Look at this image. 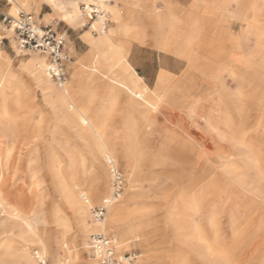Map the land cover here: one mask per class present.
I'll use <instances>...</instances> for the list:
<instances>
[{
  "label": "rangeland",
  "instance_id": "rangeland-1",
  "mask_svg": "<svg viewBox=\"0 0 264 264\" xmlns=\"http://www.w3.org/2000/svg\"><path fill=\"white\" fill-rule=\"evenodd\" d=\"M12 1V7L8 10L7 7L9 5H6V0H2L0 2V9L10 14H14V10L17 8L19 10L22 9L23 11L32 13L36 20L42 25L50 24L58 32H64L65 50L69 56V59L65 63L67 72L66 82L71 81L73 62H78L82 57H85L90 48L89 43L84 40L82 33L88 30L93 37L99 35L93 34L89 28L82 24L86 20L85 17L81 15L78 6L82 0H75L77 2L78 11L72 14V18L75 20L72 25L68 24L67 21H60L59 18L56 21V11L47 0H37L38 6L34 3V0H29V4L27 0ZM65 1L67 0H64V9L70 8L67 7ZM103 2V6L110 13L107 30L116 26L113 22V14L111 11L118 9L121 14L120 20H125L128 25H137L138 33L144 35L143 42H141L127 37L123 31L120 32V39L130 43L131 47L136 43L156 46L154 40L158 38L160 34L163 35L166 31L172 30V28L176 30V28L182 26L185 31L183 35H185L188 32L185 28L196 25L195 27L199 29V32L195 39L197 43L194 45V52L197 58L203 61L202 63L205 62L200 66L198 65V68L192 69L193 81L190 83L191 85L186 83L187 85L189 84V86L185 88L184 92L178 91L180 83H185L181 81L183 71H181L179 75L173 76L171 79V82L174 80L176 87L174 85L173 89L170 90L166 88L168 84L159 89V91H166V101L168 103L166 106H168V108H160L156 111L155 115H152L154 124L150 131L146 132L144 128H140V133L143 134L141 140L149 155L161 156L167 153L176 159V161H173L172 164L169 165L160 162L157 166L152 167L144 163V167L142 168L143 175L140 176L138 182V188L141 190L140 196L134 201L129 202L123 214L124 217L127 215L128 211L134 210L140 205H144L149 209L150 212L140 219H132L129 222L127 221L128 223H123L124 226H129L133 222H142L144 226L140 233H138V237L143 239H139L141 241H130V239H126L127 244L118 249V252L120 254L128 252L132 255L133 262L131 264L136 263L137 257L141 253L149 254L151 256L149 260L151 261H159L161 264H170L171 262L172 264L181 252L186 253L189 259L198 261L194 262V264H200L194 254L183 246L182 241H180L178 237L179 235H177L178 232L174 229L176 226L168 221L166 223V216L167 212L174 206H176V213L182 212L179 205L181 183H184V185L188 183L195 185V180L201 177L203 170L209 168L208 165L210 164H213L215 167L214 170L216 169L215 176H219L217 177L220 179V185L224 184L223 181L225 180V185L227 186L225 188V186L222 185L223 191L221 195L223 197L221 198H227L228 202L231 200V202L227 203L225 206L216 208L215 213L213 211L214 214L211 213L215 222L221 227L222 235L219 240L230 245L232 242L238 240L245 241L244 233L249 232L251 229L262 232V228H264V220L262 219L264 218V210L257 208V210L252 211L250 206V202L259 204L261 201L258 197L255 198L254 193L248 194L242 191L241 187L230 181L228 175L217 167V163H213V161H217L215 148L216 146H220L222 151H225L229 156L227 161L232 159L235 162L234 165L238 167L235 174L237 171V173L241 174V170H244V162L240 159L242 158V156L240 157V151H244L245 148H239V143L227 137L220 138L219 141L215 143L213 140L215 134L213 135L211 132L204 136L194 128L203 129L204 121L200 116L206 114L205 112L209 106L211 107L210 111L212 113L215 115L218 114L216 105V102L220 99V94L217 93L218 90L226 89L230 92L236 91V80L229 76V73L226 71L217 68L227 63V56L234 53L233 36L237 35V39H239L242 35L241 39H239V41L237 40L238 45L239 43L242 44L239 50L240 57L246 60L247 50L249 49V51L252 50L254 57L253 68L257 71V66L261 64L260 58L255 53L256 38L251 33L248 34L247 32L251 29L249 25L252 21H264V0H226L225 2L221 0H203V2L197 1L195 4L192 3L191 0H103ZM184 24L185 27L183 26ZM0 37V49L4 52V56L9 57L11 61L8 71L18 74V76L22 78L21 81L24 84L23 92L19 93L20 99L22 98V103L17 105L11 103L8 106L10 112L12 111V113L16 114L19 118L17 127L14 129V135L13 132L10 131L8 132L10 136L8 135L7 138V144L10 146L13 143L15 146L11 160L14 169L11 171V180L8 183V188L11 194L21 193L26 206L31 205L33 211L30 215L38 221V227L46 232L45 235H47L49 241V249L44 257L45 263L56 264L55 258L57 256L66 255V249L61 247L62 244H60V241L57 242L56 238H71L77 230L73 209L70 207L68 201H66L57 180H64L66 176L70 175L65 169L69 157L72 155L76 160H78V158H85L84 165L81 167L80 171L78 169L80 173L78 172L76 180L86 181L90 174L89 172L92 171L93 162L87 141H94L92 137H95V134L88 128V125L83 126L81 129L83 131H81L82 133H77L76 130H73L77 129V125H75L77 122L75 123V121H72L74 119L63 121L61 117L58 116V108H53L55 105L52 106L49 101H45L41 91L36 88L31 78L28 77L27 74L22 73L20 59L39 52L22 51L21 56H16L15 48L12 44L14 40L13 42L11 40L13 39L12 34L1 24ZM250 45H252V48L249 47ZM167 53L174 54L181 59L182 65L188 64L176 53ZM209 56L216 59V63L210 65V67H214L209 68V72L214 71L216 73L217 71V73H219L218 78L211 77L210 79H206L200 73L202 71H207L206 61ZM242 59L238 62H233L234 65L232 64L235 66L236 72L240 75L245 71L243 68L246 66L244 62H241L243 61ZM46 60L48 61L47 57ZM84 61L87 64H91L92 62L90 59H88V61L84 59ZM239 65L241 70L238 68ZM83 76L84 78H93L94 82L89 90H86L84 86H74V97L76 95L80 97H75L76 102L77 104L81 103L79 105L80 109L84 111L85 114H88L87 116L92 122L94 121V124H96L101 117L105 119V134H108L113 141H116L115 147H117V150H120L125 140L122 137L124 133L121 127L125 118L127 102L125 84L121 80L122 78H126L127 74L123 72L120 67L114 70L112 76L104 73L101 68H95V70L87 68ZM242 76H239L242 80L250 79L248 73ZM253 79L251 80L253 81ZM54 85L57 87L55 82ZM111 88H114L117 92L116 103H110L106 100L107 93ZM86 93H90L92 96L86 97L84 95ZM250 94L251 98L249 100L255 102L256 106L254 107V111L252 110V116L249 117L247 124L244 126V130H246L249 135H247V142H250L255 148L261 149L264 154V135L258 130L259 125H257V117L260 114L259 110L262 108V105H264V99L261 97H264V95L259 89H255V91L251 90ZM12 96L13 94L9 93L7 99H12ZM210 96L213 98L211 102L207 100ZM196 100L202 102L191 112L192 102ZM225 100L228 101L227 98ZM260 100H263V102ZM256 101H258L257 104ZM67 104L68 101L64 107L65 112L69 111ZM230 109H232V106ZM165 111L172 114L170 115L172 117L171 120H165ZM198 111L200 112L198 113ZM73 112L77 111L74 109ZM178 114L182 116L181 120L177 119ZM235 120V127L238 128V116H235ZM190 128L192 129V135L189 134V131H191ZM99 130L100 129L97 131ZM165 133L168 135L170 134L171 137L173 136L172 138L175 140L166 142L164 145L161 144L163 140L162 136ZM220 134H222V132ZM116 136H118V138L113 139ZM207 152L210 153L211 158L209 159L206 157ZM123 166L124 162L122 160L119 161L117 168L124 177L122 187L124 190L126 177ZM56 169H59L60 173H57V171H55ZM149 172L155 175V179H148L151 175ZM170 172L175 175L178 173L174 180L167 177V173ZM246 172L247 176L253 178L256 185H258V189L260 190L258 194L264 196V179L261 178V176L259 177L254 169H249V171ZM30 188L34 190L33 193H31ZM109 193L110 190L100 195L99 199H96L92 205L99 204L101 198ZM246 195L248 198L252 197V199L256 201L251 200L249 202V200L246 199ZM231 205L236 208L237 214H242L241 216L238 215V222L235 224V231L238 235H234L233 230L228 229L230 224L229 216ZM247 211H249L248 215L246 214ZM192 212L189 214L190 230L198 224L203 226L204 233L209 234L207 229L210 227V224L207 220L212 218L211 214L207 213L206 210L202 208ZM243 214H246L245 219L248 222L243 221ZM4 216L1 215L0 211V220H2ZM86 220L92 223L90 216L87 217ZM111 231L112 230H109V232L105 233L116 239V243H118L120 239ZM90 234L92 233H88L86 237V243H88ZM2 236L0 240V264H23L22 258L19 256V252H17L18 248L21 246L20 243L14 240L8 244L9 239L7 235ZM140 243L142 245H140ZM9 245L12 246L11 249H9ZM78 247L79 253L83 259L86 260L90 257L91 254H89L90 252H88L89 250L87 248L84 246L80 247V245ZM32 251L33 253L35 251L41 253L40 247L37 245L31 246L30 252L32 253ZM263 255L262 252L257 254V258L255 257L252 259L250 264H262L264 259ZM13 257L14 260L12 259ZM17 258H20L18 259L19 261H17L18 263L15 262ZM238 258H240L241 264H246L245 254L238 256Z\"/></svg>",
  "mask_w": 264,
  "mask_h": 264
},
{
  "label": "bare ground",
  "instance_id": "bare-ground-1",
  "mask_svg": "<svg viewBox=\"0 0 264 264\" xmlns=\"http://www.w3.org/2000/svg\"><path fill=\"white\" fill-rule=\"evenodd\" d=\"M47 1L56 11V21L59 18L60 21H67L68 24L72 25L74 23L75 20L72 18V14L77 13L78 11L77 2L75 0L65 1L67 7H70L66 9H64V0ZM96 1L104 5L103 0ZM197 1L203 2V0H191L194 4ZM221 1L225 2L226 0ZM11 2L12 0H10V4ZM16 10H18V8ZM16 10H14V12ZM111 12L113 14V22L116 24L115 27L109 28L104 33H100L97 37H93L88 30L82 33L84 40L90 45L88 54L85 57H82L78 62H73L71 81L66 82L63 87H55L54 81L47 75L46 66L48 62L46 60V56L34 53L20 59L22 73L27 74L28 77L31 78V81H33L36 88L41 91L45 101H49L52 106L55 105L53 108H58V116H60L63 121H70L71 119H74L72 121H75V123L77 122L75 124L77 125V129L73 130H76L77 133H82L83 131L81 129L83 126L88 125V128L93 132V134H95V137H92L94 141L90 142L89 140H86L93 159L91 168L92 171L89 172L90 174L88 175L86 181L76 180L78 172L84 165L85 158H78V160H76L72 155H70L65 169V171H68L70 175L68 174L69 176H66L64 180H57L66 201H68L70 207L73 209L77 230L71 238H56L57 242L60 241V244H62L61 247L66 249L65 256H57L55 258L56 264H97L95 258L91 255L85 260L79 253V245L80 247L84 246L89 250V244L86 243L88 233H95L98 231L109 232V230H112L115 233V236H118L120 239L118 242V249L127 244L126 239H130V241L141 239L138 237V233H140L143 229L144 224L142 222H133L129 226H124L123 223L127 221L129 222L132 219H140L150 212L149 209L144 205H140L134 210L128 211L127 215L124 217L123 214L125 208L128 207L129 202L134 201L140 196L141 190L138 188V182L140 180V176L143 175L142 168L144 167V163H147L148 166L152 167L157 166L160 162L165 165H169L172 164L173 161H176V159L167 153H164L161 156H154L153 154L149 155L147 149L143 146L144 143L141 140L143 134L140 133V128H144L146 132L151 130V127L154 124L152 115H155L156 111L160 108H168V106H166L168 104L166 101L167 95L166 91H159L157 89L152 90L147 87L143 78H141V76L134 71L127 60V55L131 47L130 43L125 42L119 37V33L123 31L127 37L143 42L144 35L138 33L137 25H128L125 20L121 21V14L118 9H114ZM183 26L185 27V24ZM195 26L185 28V30L188 31L185 35H183L185 31L182 26L180 28H176L178 31L172 28V30L166 31L163 35L160 34L155 40L157 47L161 50L176 53L180 58L184 59L188 63L186 69L183 71L181 79V81L185 83H181L178 89L179 92H184L185 88L192 83V69L198 68V65L200 66L205 63H202L203 61L199 60L194 52V45L197 43L195 39L199 32V29ZM249 26L251 29L248 30L247 33H251L256 38L255 53L260 58L261 64L257 66V71L253 68L254 57L252 51H249L246 54V60H243L239 55V50L241 49L242 44L239 43L238 45L237 42V40L239 41V39H241L242 35L239 39H237V35L233 36L234 53L227 56V63L223 64L222 67L218 66L217 68L219 70L222 69L226 71L229 73V76L236 80V91L230 92L226 89L218 90L217 93L220 94V99L216 102L218 114L215 115L212 113L210 111L211 107L209 106L205 112L206 114L200 117L203 118L205 129L209 133L212 132L213 135L215 134L213 136L215 143H217L220 138L227 137L228 139L231 138L234 142L239 143V148H245L244 151H240V157L242 156L240 159L244 162V170H241V174L237 173L238 171L235 174L238 167L234 165L235 162L232 159L227 161L229 156L225 151H222L220 146H216L215 148L217 161H212L213 163H217V167L228 175L230 181L241 187L242 191L248 194L254 193L255 198L258 197L261 202L259 201L260 203L256 204L250 202L251 200L256 201L255 199H252V197L248 198L246 195V199L249 200L253 211L257 210V208L264 210V196H260L258 194L260 193L258 185H256L253 178L247 176L246 171L254 169L256 174L264 179V154L261 149L255 148V146H253L250 142H247L248 134L246 130H244V126L247 124L249 117L252 116V110L254 111V107L256 106L255 102L249 100L251 98V90L255 91V89H259L264 95V21L254 20ZM8 31L12 34L11 30L8 29ZM11 40L13 42V39ZM12 44L15 48L16 56H21L23 50H20L15 42ZM4 55V52L0 49V211L1 215H5L4 218L0 220V240L2 239L1 237H3L2 235H7L9 239L8 244L14 240L20 243L21 246L18 248L17 252H19V256L22 258L23 264H46L44 257L49 249V241L47 235H45L46 232L42 231L41 228L38 227V221L30 215L33 209L31 205L26 206L24 204L21 193L11 194L8 188V183L11 180V171L14 169L11 160L13 155L12 152L15 149V146L13 143L9 146L7 144V138L8 135L10 136V134H8L10 131H12L14 135V129L17 127L19 120L16 114L12 113V111L10 112L8 106L11 103L15 105L22 103V98L20 99L19 93L23 92L24 84L21 81L22 78H20L18 74L8 71L11 61L9 57ZM84 59H87V61L90 59L92 61L91 64H87ZM240 59H242L243 61L241 62H244L246 65L243 68L245 71H243L242 75L245 76L248 73L250 79H246L247 76L245 78L246 80L239 78V76L241 77L242 75L236 72L233 62H238ZM215 60V58L209 56L206 61L207 71L200 72L206 79L219 77V73H217V71L216 73L214 71L209 72V68L214 67H210V65H214L216 63ZM118 67H120V69L127 74L126 78L121 77V81L125 84L126 98L130 104L127 108L126 118L124 119L121 127L124 133L122 137L125 140L120 150H117V147H115L116 141H113L108 134H105V119L101 117V119L94 124V121L92 122L87 116L88 114H85L84 111L80 109V100L78 101L80 104H77L75 98L77 95L74 97L73 89L76 85L84 86L86 90H89L92 86L94 79L90 77L84 78L83 76V73H85L87 68L92 70H95V68H101L104 73L112 76L114 70ZM239 67L240 65L238 68ZM167 79L168 75L161 72L159 75V84L172 85L174 83V80L173 82H168ZM251 79H253V81ZM186 83H189L188 86ZM169 87L170 85L166 88ZM9 93L13 94L12 99H7ZM84 95L86 97L92 96L90 93H86ZM106 98V100L110 103H116L117 92L114 88H111L108 91ZM226 98L228 101L225 100ZM261 98L264 99V97ZM212 99L213 98L210 96L207 100L211 102ZM67 101V107L70 112L64 111ZM260 101L263 102V100ZM200 102V100L194 101L190 111H194ZM257 102L258 101H256V104ZM231 106L232 109H230ZM74 109L77 112H73ZM259 111L260 114L257 117V125H259L258 130L264 135V105H262V108ZM199 112L200 111H198V113ZM235 116H238V128L235 127ZM98 129L100 130L97 131ZM220 131L222 134H220ZM162 137L163 140L161 141V144L163 145L166 142L175 140L172 138L173 136L171 137L170 134L168 135L167 133H165ZM117 138L118 136L113 139ZM206 154L208 159L211 158L209 152ZM121 160L124 162L123 167L125 170L126 185L124 187L125 189L118 196L112 197L111 188L109 186L111 177L109 163L112 162L117 166L118 162ZM208 166L209 168H205V170H203L201 177L195 180V185L190 183L184 185V183H181L179 205L182 212L176 213V206L172 207L170 211L167 212L166 223L168 221L176 226L174 229L178 232L177 235H179L178 237L180 241H182L183 246L188 248L189 252L194 254L200 264H241L238 256L243 254H245L246 264H250L252 259L255 257L257 258V254L261 252L264 254V228H262V232L251 229L249 232L244 233L245 241L238 240L236 242H232L233 245H228L226 242L219 240L222 235L221 227L217 222H215L212 214L215 213L216 208L225 206L227 203L231 202V200L228 202L227 198H221L223 197L221 195V192L223 191L222 187H227L225 185V180L223 181V186L220 185L221 182H219V176H215V167L213 164ZM55 171L60 173L59 169H56ZM177 174L178 173L175 175L170 172L167 173V177L174 180V178L177 177ZM148 179H155V175L151 173ZM30 190L31 193H33L34 190L32 188H30ZM109 190L110 193L104 195L100 200V202H102L103 199L108 201L106 205L107 210L102 222L99 224L93 221L92 223H90V221L87 222L86 218L89 216L91 217L90 206H92V203L96 201V199H99L100 195L109 192ZM83 197H86L87 201H84ZM201 208L205 209L209 214L212 213V218L207 220L210 224V227L207 229L209 234L204 233V229L202 228L203 226L198 224L190 230L189 214L192 211ZM248 212L249 211L246 213L247 215ZM246 214H243V221H247L245 219ZM238 215L241 216L242 214H237L236 208L231 205L229 216L230 224L228 229L233 230L234 235H238L235 231V224L238 222ZM262 219L264 220V218ZM35 245L40 247L41 253L39 251H35L33 253L34 250L32 253L30 252L31 246ZM140 245L142 244L140 243ZM11 248L12 246L9 245V249ZM149 258H151L149 254L141 253L138 255L135 264H161L159 261L154 262L149 260ZM12 259L14 260V257ZM18 259L20 258H17V260L15 259V262L19 261ZM194 262L198 261L189 259L186 253L181 252L172 264H194ZM262 264H264V259Z\"/></svg>",
  "mask_w": 264,
  "mask_h": 264
},
{
  "label": "built area",
  "instance_id": "built-area-1",
  "mask_svg": "<svg viewBox=\"0 0 264 264\" xmlns=\"http://www.w3.org/2000/svg\"><path fill=\"white\" fill-rule=\"evenodd\" d=\"M10 0H6V5ZM81 15L85 17L83 26L89 28L93 34L104 33L109 23V12L95 0H82L79 3ZM0 24L12 31V37L20 50L37 51L46 55L48 64L47 75L59 87H63L67 81L65 63L69 56L65 50L64 33L58 32L52 25L39 23L34 15L23 10H16L14 14L0 9ZM110 188L111 196H118L123 190V175L117 166L110 162ZM87 201L86 197H83ZM108 201L103 199L97 205L90 206L91 219L95 223H101L107 210ZM89 252L95 258L97 264H131L133 256L128 252L120 254L118 243L109 234L98 231L89 235Z\"/></svg>",
  "mask_w": 264,
  "mask_h": 264
},
{
  "label": "crops",
  "instance_id": "crops-1",
  "mask_svg": "<svg viewBox=\"0 0 264 264\" xmlns=\"http://www.w3.org/2000/svg\"><path fill=\"white\" fill-rule=\"evenodd\" d=\"M1 1L2 0H0V2ZM27 1L29 4V0ZM12 2L11 4H13ZM34 3L38 6L37 0H34ZM11 4H7L9 5L7 7L8 10L12 7ZM155 45H156V41H155ZM156 46L136 43L135 45L130 47L129 53L127 55V60L129 61L134 71L137 72V74L141 76V78H143L144 83L147 85L149 89H152V90H155V89L159 90L163 88L164 86L168 85V84H159V75L161 72L166 73L168 75V79H167L168 82H171V79L173 78V76L179 75L180 72L184 71L187 67L186 64L182 65L181 63L182 60L176 57L174 54L172 55L170 53H167L161 50L159 47L157 48ZM249 47L252 48V45H250ZM247 51L249 52V49ZM169 85H170L169 87L170 90L173 89L174 85L176 87V84L174 83L172 85L171 84ZM193 104L194 102H192V105ZM129 106L130 104L128 103V99H127L126 108H125V118H126L127 108ZM164 114H165L166 121L171 120L172 117L170 115L172 114H170L169 112L167 113L166 111L164 112ZM181 118L182 116L178 114L177 119L181 120ZM194 129H196V131H198L199 133H202V135L204 136L207 135V133H209L208 131H206L204 125H203V129L202 128H194ZM190 130L191 131H189V134L192 135V129L190 128Z\"/></svg>",
  "mask_w": 264,
  "mask_h": 264
}]
</instances>
